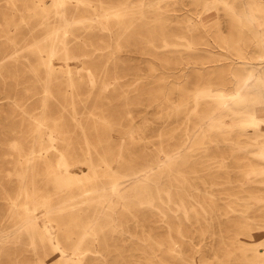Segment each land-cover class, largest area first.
Wrapping results in <instances>:
<instances>
[{
    "label": "rangeland",
    "instance_id": "rangeland-1",
    "mask_svg": "<svg viewBox=\"0 0 264 264\" xmlns=\"http://www.w3.org/2000/svg\"><path fill=\"white\" fill-rule=\"evenodd\" d=\"M14 1L12 6L11 0H0V52L8 46L14 54L6 64L13 72L0 68V264H39L45 251L54 264H60L49 244L44 250L39 241L37 260L23 227L5 236L19 224L8 214L19 189L15 168L26 161V155L12 143L17 140L25 147L32 143L33 119L19 105L36 112L40 103L45 73L39 50L56 70L49 110L52 117L62 116L64 140L55 141L57 148H66L78 161L74 169L79 174L89 169L85 159L89 153L94 159V145L114 167L121 154L122 171L130 176L159 151L176 149L197 128L201 115L221 103L216 92H234L237 78L252 64L264 66V58L255 56L258 46L253 33L242 24L243 0H227L234 10L223 0H161L155 5L152 0H91L93 7L81 4L66 33L71 51L78 54L67 60L62 52L52 56L46 52L50 38L55 32L62 35L65 26L52 0ZM37 2L39 12L26 8V3L34 7ZM75 2H70L71 7ZM44 7L48 12L42 19ZM117 9L119 13L112 14ZM258 12L264 20V9ZM11 19L14 23L8 29ZM11 38L16 43L9 46ZM39 39L42 50L35 45ZM70 76L72 84H68ZM197 92L205 95L196 108ZM256 107L263 115L264 102ZM244 133L214 130L210 137H202L207 145L189 148L180 173L161 184L162 189H172V209L158 198V209L140 203L149 194L137 193L115 206L117 221L99 206L101 196L94 198V180L84 188L73 187V193H55L58 188L46 167L55 162L58 149H37L35 184L59 205L60 210L49 214L50 227L67 248L69 264H77L78 258V264H257L251 247L261 235L264 175H256L258 180L248 184L239 182L252 164H262L264 159L255 154V145L247 144ZM112 179L105 176L96 181L109 185ZM228 179L235 183H217ZM211 181L216 184L209 185ZM232 191L244 195L243 201L235 203L236 210L226 204ZM181 198L190 208L189 218L182 212L175 214ZM37 211L43 216L44 205ZM161 211L175 230L176 243L170 239L169 223L160 219ZM178 219L184 236L175 229Z\"/></svg>",
    "mask_w": 264,
    "mask_h": 264
},
{
    "label": "bare ground",
    "instance_id": "bare-ground-1",
    "mask_svg": "<svg viewBox=\"0 0 264 264\" xmlns=\"http://www.w3.org/2000/svg\"><path fill=\"white\" fill-rule=\"evenodd\" d=\"M101 1V0H100ZM161 0H152L151 5L157 4ZM227 6L231 9H235L227 0H223ZM243 19L242 24L247 26L253 33V37L257 43V51L255 56L257 58H264V20H261L260 14L258 11L264 9V0H243ZM52 6L55 7L56 12L59 14L60 20L65 24L63 28V33L60 35L58 32L50 38L51 42L49 43L48 49H46L47 55L52 56L54 54L62 52L64 59L78 57V54H75L70 49L69 42L67 38V32L70 31V26L76 21V13L81 4H84L88 7H93V2L91 0H76L75 4L71 7L72 0H52ZM12 6L15 5V1L11 0ZM39 2L32 7L26 3V8L28 10L34 9L35 12H39L38 6ZM115 5V4H114ZM113 5V6H114ZM118 5V4H116ZM41 10L40 18H43L48 9ZM100 8V6H99ZM102 8V6H101ZM125 6L119 8L122 9ZM94 9H98L94 4ZM117 9L112 12V14L119 13ZM125 11V10H122ZM101 16H108L107 13H103ZM199 22H202V19L199 18ZM14 23V19H11L7 22V28H11V24ZM44 23V21H43ZM103 22H101L102 24ZM106 27V24H103ZM7 29V30H8ZM7 30H4L5 32ZM16 43L15 38H11L7 45L11 46ZM42 40H36L35 45L39 49L42 48ZM8 46H4L0 52V68L10 74L13 72V67L6 65L9 60L14 58V54L9 52ZM38 56L44 65L45 78L43 80L42 86V96L40 103L37 107L36 112L29 111L26 107L19 105L21 112L33 119L34 126L31 131L32 143L29 147L17 140H14L12 146L17 148L18 151L26 155V161L19 163L15 168V173L19 180V189L18 194L14 198L13 203L9 208V217L18 221V225L14 230H11L10 233L5 234H15L20 227L24 228L29 242L32 245V248L35 251L36 258L38 257V241L42 243L43 249H46V244L53 249L55 255L60 262V264H69L71 257L67 253V248L61 242L58 231H54L50 227L51 216L49 215L53 211L60 210L59 205L54 204L52 199L48 196L42 194L41 187L35 184V175L36 170L33 167V160L36 157L37 149L49 150L51 147H56L55 141L57 139L64 140V130L62 124V116H50L49 110V98L53 95L52 89V80L55 77V68L53 63L49 59H45L43 54L40 52L37 53ZM73 79L70 76L68 84H72ZM215 88L212 87V90ZM216 94L221 95V103L217 104L213 109H207L204 114L201 115V118L198 122L197 128L192 132L188 133L187 136L178 144L176 149H172L170 152L164 150L156 153V156L153 161L149 163H142L134 169L133 174L130 176L125 171H122L124 167L123 161H121V154L118 159L117 167H114L112 161L108 158L106 153L103 150H100L96 145H94V159L91 153L85 159V162L88 163V170L76 172L74 166L78 161L74 160L67 152L66 148H57L58 156L53 164H48L46 167L47 175L53 180L55 193H73V187L84 188L87 183L91 180L95 181L94 185V198L101 196V201L99 206L101 209L107 208V211L111 218L117 221L118 216H115V206L118 203H126V200L130 196L149 194L147 197H141L140 203L148 204V206L155 207L158 209V205L155 204L156 198L160 202L168 203V207L172 209V206H169V203L172 202V189H162L161 184H164V180L167 177H172L181 171V162L183 161V156L187 151H189L192 146L204 147L206 141H204L205 136H211V132L217 130L222 133H228L232 130H243L245 136H247V144H253L256 146L255 154L261 156L264 159V114L260 115L257 113V104L264 102V66L260 64H252L247 68V71L243 74L242 78H237L235 90L232 93L225 95L224 92L218 90ZM205 94L196 93L194 96V106L197 108L202 103V99ZM259 97H261L259 99ZM14 128V127H12ZM203 137V138H202ZM226 138H228L226 136ZM236 144L241 147L243 146L237 140ZM90 145V144H89ZM44 151H41L42 154ZM78 160V159H77ZM123 166V167H122ZM256 175H264V162L262 164H252L249 169L246 171L245 178L240 180V184H248L258 180ZM110 177L113 178L110 180L107 185V182H103L102 185H98V178L101 177ZM217 183H235L233 179H228L226 181H219ZM106 184V186H105ZM216 181H211L209 185H215ZM101 186H104L103 189H99ZM172 186V184H170ZM86 191L88 189H82ZM163 191H165V196H163ZM143 192V193H142ZM114 193V195L112 194ZM210 194L213 192L210 190ZM76 194V192L74 193ZM74 194H69V198H72ZM231 194L229 199L226 201V204L232 210L238 209L236 204L239 201H243L244 195L239 192H229ZM251 193L250 195H253ZM249 195V196H250ZM67 196V197H68ZM157 196V197H156ZM193 196V195H190ZM251 200H255V197H250ZM257 199V198H256ZM262 200V198H258ZM41 205H44V214L40 217L39 212L37 211ZM98 205V203H97ZM96 205V206H97ZM61 207V206H60ZM202 209L207 214V208L201 204ZM62 209V207H61ZM190 208L186 204L183 198L180 199L176 206V213L180 216V212L184 214L186 218H189ZM103 211V210H102ZM205 216L209 217L208 214ZM94 212V224L98 221V215L95 216ZM167 213L161 211L160 219L166 221ZM153 217H151L152 219ZM181 219H178L176 222V231L179 236H184V232L181 230ZM168 222V219L167 221ZM169 223V222H168ZM58 224H60L58 222ZM142 226L141 222H138ZM158 225V224H157ZM262 227L259 229L261 235L258 236L256 242L252 245L251 249L255 251L257 256V264H264V218L263 222L260 224ZM57 228V227H56ZM58 230V228H57ZM72 229H70L71 231ZM170 239L173 243H176L173 239V226L169 223L167 226ZM54 231V233H53ZM145 231V230H143ZM250 234L253 232L250 230ZM83 235L81 237V242L84 239ZM2 237L0 238V240ZM172 244L168 247L171 248ZM245 248L248 249V246L244 244ZM154 250L153 248H151ZM156 254L154 251H152ZM53 257V256H52ZM39 258V259H38ZM75 263H80V258L74 261ZM154 261L152 260V263ZM39 264H54V262L49 258L48 253L44 252V258Z\"/></svg>",
    "mask_w": 264,
    "mask_h": 264
}]
</instances>
